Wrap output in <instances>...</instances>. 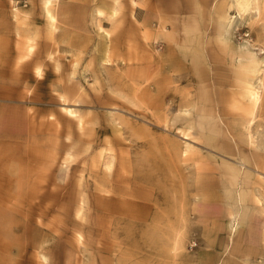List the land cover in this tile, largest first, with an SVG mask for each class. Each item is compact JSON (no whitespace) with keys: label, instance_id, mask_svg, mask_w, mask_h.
Wrapping results in <instances>:
<instances>
[{"label":"rangeland","instance_id":"1","mask_svg":"<svg viewBox=\"0 0 264 264\" xmlns=\"http://www.w3.org/2000/svg\"><path fill=\"white\" fill-rule=\"evenodd\" d=\"M235 1L56 0L51 32L0 0V264H264V0Z\"/></svg>","mask_w":264,"mask_h":264},{"label":"bare ground","instance_id":"2","mask_svg":"<svg viewBox=\"0 0 264 264\" xmlns=\"http://www.w3.org/2000/svg\"><path fill=\"white\" fill-rule=\"evenodd\" d=\"M246 1L249 2L248 0H246ZM243 2H244V0H243ZM55 4H56V0H44V12H45V15L48 18V23L50 24V27L52 26L51 30H50L51 32L53 31L52 28H56L57 27V25H55V20L57 19V12H56V8H55ZM244 9H246V8H244ZM239 12H241V11H239ZM240 19H241V17H240ZM235 26H236V24H235ZM233 28H235L234 25H233ZM248 40H249V38H248ZM247 60H255V61H257V58L255 56H253V55L243 56L242 57V61H243L242 67H240L241 71H245L246 70V65H244V64L248 63ZM257 63H258V61H257ZM42 68H43L42 64H40V63L35 65V70H36V72L38 74H42V71H43ZM263 71H264V66L263 67L260 66L258 68L256 74H255V77L254 76H251V77L246 76L247 78L244 79V81H243L244 90H245L246 94L249 96L250 100L253 103L252 107H250V109H249L250 116H248V118L245 119V121L243 123L244 129H245L244 131H246V134H247L248 138H250L251 140H252V137L255 136V134L251 130L252 129V124L254 123V119L256 117L255 110L257 109L256 107L258 106V104L262 100V95H263V87H264ZM245 72H247V71H245ZM248 74H251V73H248ZM253 78H255V79H253ZM67 92L70 93L69 91H65V94L63 96L64 100L66 99V96L68 94ZM66 109H69V108H66ZM69 111L73 112L71 109H69ZM183 136L186 137V138H190V135H189V133L187 131L183 132ZM262 179L264 180V176L262 177ZM235 227L236 226H234V229H235ZM43 255H44V259L46 260L47 256L45 254H43Z\"/></svg>","mask_w":264,"mask_h":264},{"label":"crops","instance_id":"3","mask_svg":"<svg viewBox=\"0 0 264 264\" xmlns=\"http://www.w3.org/2000/svg\"><path fill=\"white\" fill-rule=\"evenodd\" d=\"M43 12H44V3H43ZM15 15H16V17H18V9H17V11H15ZM44 15H45V12H44ZM45 18H47V16L45 15ZM47 20H48V18H47ZM18 22H19V20H18ZM25 54V53H24ZM41 64V63H40ZM36 71V70H35ZM38 74V73H37ZM38 75H40L41 77L43 76L42 74H38Z\"/></svg>","mask_w":264,"mask_h":264}]
</instances>
